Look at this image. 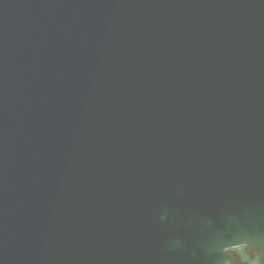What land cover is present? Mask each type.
<instances>
[{"label":"water","instance_id":"obj_1","mask_svg":"<svg viewBox=\"0 0 264 264\" xmlns=\"http://www.w3.org/2000/svg\"><path fill=\"white\" fill-rule=\"evenodd\" d=\"M177 1L169 18L147 7L145 24L117 0H0V233L21 220L40 228L78 195L139 213L148 202L173 218L156 203L172 201L191 220L186 237L173 218L178 240L170 248L191 252L186 239L210 245L197 225L221 237L213 264L242 243L264 264L263 237L242 240L222 218L231 203L219 201V193L237 196L264 218L251 187L264 196V160L255 168L228 151L233 140L264 146V30L251 0ZM208 23L216 49L189 58L184 41ZM158 238H146V247ZM15 240L0 237V264ZM123 254L86 252L58 264ZM149 263L176 264L165 251ZM15 264L36 262L18 255Z\"/></svg>","mask_w":264,"mask_h":264},{"label":"bare ground","instance_id":"obj_2","mask_svg":"<svg viewBox=\"0 0 264 264\" xmlns=\"http://www.w3.org/2000/svg\"><path fill=\"white\" fill-rule=\"evenodd\" d=\"M253 1V10L255 19L259 27L264 30V0ZM117 4H122L125 11L133 14L132 19H137L148 24L147 7L151 9L152 14L155 12L162 13L169 18L172 13L177 12L181 2L177 0H117ZM222 21V20H221ZM211 24H206L204 28H197L195 33L188 37L184 43V50L181 52L191 59L204 57L208 52L216 49L217 38L211 36L209 31ZM123 30L127 29V21L121 22ZM148 35V31L142 33L143 37ZM193 61L189 64L192 65ZM196 64H193L195 67ZM250 147L249 149H243ZM228 151L237 154L239 158L247 160L251 167H258V160H264V146L258 145L254 140H233L229 142ZM89 186H95L96 181L90 179L87 181ZM254 194L264 206V196L255 191ZM243 190V189H242ZM219 201L230 202L231 210L223 212V219L234 229L238 230L237 234L242 239H249V242L258 244L263 237L261 244L264 245V218L255 212L250 204H245L239 197H226L219 193ZM150 203H154L149 201ZM161 206L170 210L173 218L177 219L178 225L183 229L181 235L188 236L189 222L184 219L179 207L172 201H156ZM241 203L243 208H241ZM155 204V203H154ZM148 202L142 205V212L128 211L114 206L110 200L103 199L97 202L85 200L82 195L72 197L71 204L67 203L65 211L61 207L55 208V214L45 217L40 228L28 225L25 221L13 224V228L8 226L4 235L17 236L13 250L6 252V263L15 264L18 255L26 263L36 264H58L61 262H70L71 257L75 255L100 254L104 251H112L117 248H124L125 254L117 259L108 261H99L103 264H149V257L156 253L167 252L173 257L176 264H213L219 262V255L216 249L219 248V238L209 231L202 229L200 226H194V231L199 238L208 240L210 245L199 246L198 242L186 239V243L192 246V251H187L181 243L175 244L172 248L169 245L178 240V235L173 232L175 220L170 216H161L158 213L148 210ZM237 211V212H236ZM236 212V213H235ZM141 218V221H140ZM142 222V223H141ZM11 230V234H9ZM157 234L158 240L154 243V248L146 247L148 242L146 238ZM171 237H175L174 240ZM126 246H124V243ZM135 250L139 259L134 258L128 251ZM255 255L256 263L263 264L262 254L255 248H251ZM253 253V252H252ZM192 254V255H191ZM240 252L236 251L233 259L240 258ZM2 259V257H0ZM192 260V262H188ZM194 260V261H193ZM1 262V260H0ZM93 264V263H91ZM164 264V263H153ZM225 264H234L230 259Z\"/></svg>","mask_w":264,"mask_h":264},{"label":"flooded vegetation","instance_id":"obj_3","mask_svg":"<svg viewBox=\"0 0 264 264\" xmlns=\"http://www.w3.org/2000/svg\"><path fill=\"white\" fill-rule=\"evenodd\" d=\"M238 251L241 253L240 254V260L244 264H259L256 263L255 261V253H246L244 248H239ZM235 264V263H234Z\"/></svg>","mask_w":264,"mask_h":264}]
</instances>
